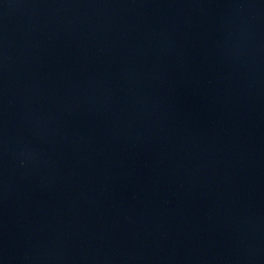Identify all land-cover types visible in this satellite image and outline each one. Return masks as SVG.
Masks as SVG:
<instances>
[{"label":"water","instance_id":"1","mask_svg":"<svg viewBox=\"0 0 264 264\" xmlns=\"http://www.w3.org/2000/svg\"><path fill=\"white\" fill-rule=\"evenodd\" d=\"M0 264H264V0H0Z\"/></svg>","mask_w":264,"mask_h":264}]
</instances>
